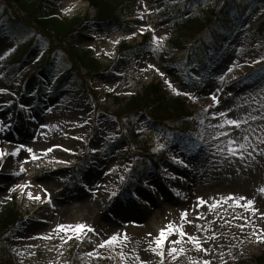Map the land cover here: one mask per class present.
Listing matches in <instances>:
<instances>
[{
    "label": "rangeland",
    "instance_id": "obj_1",
    "mask_svg": "<svg viewBox=\"0 0 264 264\" xmlns=\"http://www.w3.org/2000/svg\"><path fill=\"white\" fill-rule=\"evenodd\" d=\"M78 1L46 0L44 10L53 18L82 19L75 44L80 51L90 49L102 63L90 82L96 98L73 84L64 52H57L45 66L49 43L43 36L22 62L10 64L12 57L17 61L25 36L12 37L6 20L0 19V152L5 151L0 163L14 154L21 157L16 164L0 167L2 183L6 182L0 186V207L15 196L21 213L9 235L8 250L19 264H71L75 255L81 264H145L143 237L123 240L129 228L120 225L127 223L129 211L145 208L136 218L137 227L133 220L128 225L144 230L148 224L159 235L161 230L168 233L155 250L154 264H249L248 259L264 251V37L256 32L264 0L252 5L219 49L209 47L204 70L198 61L189 68L163 62L160 53L173 57L176 22L211 11L212 19H217L225 0H122L119 9L130 25L111 35L103 31L89 3L73 6ZM5 5L6 0H0V15ZM146 34L149 43L140 47ZM115 35L117 41H112ZM200 38L206 44L214 41L209 32ZM123 41L134 48L123 52ZM156 79L187 99L198 127L186 141L151 142L144 156L165 151L159 166H150L132 195L119 196L121 180L135 160L133 136H125V127L144 132L151 124L148 108L133 120L120 118L125 100L119 104V99ZM76 110L88 115L89 131L93 128L89 139L71 155L75 159L65 161L67 154L44 157L40 149L69 128ZM53 112L49 128L44 120ZM229 121H237L239 127ZM15 126L18 135L9 131L8 139L4 134ZM233 148L236 154L230 151ZM64 164L62 172L54 169ZM82 188L87 200L73 197ZM150 192H156L155 205L144 207ZM35 197L40 199L34 201ZM46 201L51 205L43 207ZM248 201L253 202L251 208ZM79 224L93 231L77 233L74 226ZM60 225L66 230L60 231ZM168 225L175 230L169 232ZM113 235L118 241L106 244ZM3 248L0 243V256Z\"/></svg>",
    "mask_w": 264,
    "mask_h": 264
},
{
    "label": "trees",
    "instance_id": "obj_2",
    "mask_svg": "<svg viewBox=\"0 0 264 264\" xmlns=\"http://www.w3.org/2000/svg\"><path fill=\"white\" fill-rule=\"evenodd\" d=\"M46 0H6L4 12L1 17L5 18L8 25L15 32L19 33H34L42 35L49 40V49L47 55V62L51 60V56L61 49L67 55V60L71 64L73 73L76 74L75 83L81 86L84 90L95 96V92L90 85V79L93 74L98 72L102 65L100 61L90 54L89 50L82 52L76 51L75 37L76 32L82 26L83 21L79 18H53L43 9ZM90 5L96 10V17L104 25V30L111 33L114 29H126L129 22L123 21V15L119 9L122 0H87ZM257 0H226L227 10L222 12L220 23L217 25L218 30L224 28L227 31L231 30L233 26H237L247 10ZM231 11L236 15L231 18ZM214 13L207 12L204 17L192 16L184 18L177 22L174 29V37L172 39L175 52L173 57L166 58L164 54L161 59L164 62H183L189 59V47L187 42L196 43L202 34L207 29H214L217 22ZM258 32L264 35V17L257 27ZM32 39L25 46L24 55L29 52L33 45ZM148 43V36L145 37L142 46ZM133 48L129 45H124L123 49L126 51ZM188 54V55H187ZM120 103L122 100L119 101ZM145 108L150 109L152 118V128L150 132H154L157 128L167 136L173 138L182 137V134L189 130H196L198 122L188 110V105L185 98L171 94L165 88L162 82H151L136 89L133 95L124 104L121 109L123 114H118L120 118H132L137 113L143 111ZM133 140L139 142L138 134L131 130ZM150 138V139H149ZM151 136L145 140H141L143 150L147 149L152 142ZM138 166L132 173V177H140L137 173ZM132 187L130 183L127 185ZM20 214L17 211V206L14 202H9L0 210V239L12 228L17 226ZM3 256H0V263L14 264V259L9 258L6 249H2ZM11 259V260H10ZM10 260V262L8 261ZM250 264H264V253L259 256H253L248 260Z\"/></svg>",
    "mask_w": 264,
    "mask_h": 264
},
{
    "label": "bare ground",
    "instance_id": "obj_3",
    "mask_svg": "<svg viewBox=\"0 0 264 264\" xmlns=\"http://www.w3.org/2000/svg\"><path fill=\"white\" fill-rule=\"evenodd\" d=\"M87 5H88V3L86 1L80 0L73 6L75 8H83V7H86ZM110 38L112 41H117L118 37L115 35L114 37H110ZM87 118H88V115L85 114L83 110H76V111L72 112V114L70 116L69 128L67 130H65L62 134H58L56 136L55 142H50L46 149H43V148L40 149V154H43L44 157L52 156L53 154H62V155L67 154L68 157L65 161L75 159L73 156L76 153V149L78 148V146L85 144L86 141L89 139L90 134L93 133V128L91 131H89V128L87 125ZM54 119L55 118H54V112H53V113H51L45 117L44 123H46V125L50 126L49 128H51V125L53 124ZM18 130H19V128L15 127L11 131L12 135L17 136ZM59 132H62V130ZM1 154H4V152H1ZM71 155H73V156H71ZM52 158H54V157H52ZM20 159H21V157H20V155H18L16 157H14V159H8L6 163L7 164H16V163L20 162ZM64 167H65V164L60 166V167H56L55 169L58 173H60L64 170ZM129 171H130V168L128 170H126L127 174ZM3 173H4L3 170L0 171V186L1 187H4V184H6V182H4V184L2 183V181H4L3 180L4 179ZM37 178H39V177H37ZM125 178H122L121 183L124 182ZM40 179H42V177H40ZM84 193H86V192L82 188V192L81 191L75 192L73 194V197L83 198V199L87 200V197L83 196ZM147 197H148L149 201L144 207L150 208L151 206L155 205L156 192L148 193ZM58 199L61 200L63 198L58 197ZM34 201H36V199H34ZM46 204L51 205V202H49V201L44 202L43 207L47 206ZM62 209H63L62 207L59 208V212H61ZM141 211H145V208L134 209V210L129 211L127 213V215H126L127 223L122 222V224H120V225H123L124 227L127 226L129 229H125V231L123 232L122 238H123V240L126 241L129 239L134 240L135 239L134 236L137 234L139 236H142L143 237V239H142L143 240L142 241L143 246H142V253H141V255L143 256L142 261L145 264H154L155 250L158 247L156 245L155 241L159 238V234L157 233L156 229L152 228L148 224H145L144 230L139 229V228H136V230H134V229L132 230V228L128 225L129 224L128 220H133L134 225L137 227V224H136L137 221L136 220L137 219L139 220L141 217V214H143ZM71 215H70V217H71Z\"/></svg>",
    "mask_w": 264,
    "mask_h": 264
},
{
    "label": "snow or ice",
    "instance_id": "obj_4",
    "mask_svg": "<svg viewBox=\"0 0 264 264\" xmlns=\"http://www.w3.org/2000/svg\"><path fill=\"white\" fill-rule=\"evenodd\" d=\"M171 86V85H170ZM174 91H175V89H173ZM177 94L179 95L180 93L179 92H177ZM213 99H215V97H213ZM229 123L230 124H234V125H236L237 127H239V123L237 122V121H229ZM232 143H235L234 141L232 142ZM241 148H243L244 147V145H241L240 146ZM28 151L29 152H32V149H28ZM230 151L233 153V154H236L237 153V149H230ZM33 159H36V157L35 156H33ZM261 191H264V189H261ZM113 195H115V193H113ZM29 196H30V198H32L31 197V194H29ZM35 199H40V197H35ZM231 199V198H230ZM50 202V201H49ZM201 203H203V201H201ZM252 205H253V202L252 201H248V207H252ZM185 216H186V213L184 214ZM68 228H72L73 226H67ZM87 230V231H93L91 228H87V226L86 225H84V224H79V225H75L74 226V230L77 232V233H80V232H82V231H84V230ZM167 229H168V231L170 232V231H174L175 229H173V226L172 225H168L167 226ZM59 230L60 231H65L66 230V226H64V225H60L59 226ZM180 231V235L181 236H184L185 235V233L182 231V230H179ZM167 232L165 231V230H161V232H160V235H159V238L155 241V243H156V245L158 246V247H162L163 246V243H164V241L166 240V238H167ZM118 239H119V237H118V235H113L112 237H111V239L110 240H108V241H106L105 243L106 244H108V245H112V244H114V243H116L117 241H118ZM189 239L190 240H195V238H193V237H189ZM173 243H175V241H173ZM101 247H104L105 245L104 244H101L100 245ZM173 253H175L177 250H176V248H172V250H171ZM160 256H163L164 255V253L161 251V252H159L158 253ZM205 264H208V262L206 261L205 262Z\"/></svg>",
    "mask_w": 264,
    "mask_h": 264
}]
</instances>
